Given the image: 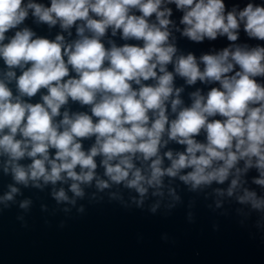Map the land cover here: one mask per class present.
I'll use <instances>...</instances> for the list:
<instances>
[{"label":"clouds","instance_id":"clouds-1","mask_svg":"<svg viewBox=\"0 0 264 264\" xmlns=\"http://www.w3.org/2000/svg\"><path fill=\"white\" fill-rule=\"evenodd\" d=\"M0 171L5 209L155 213L178 180L264 212V0H0Z\"/></svg>","mask_w":264,"mask_h":264}]
</instances>
